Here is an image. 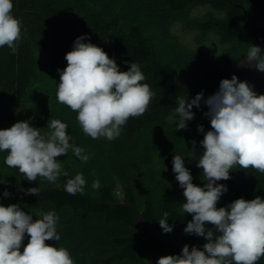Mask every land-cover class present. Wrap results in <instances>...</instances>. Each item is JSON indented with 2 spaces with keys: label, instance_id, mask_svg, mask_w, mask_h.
<instances>
[{
  "label": "trees",
  "instance_id": "obj_1",
  "mask_svg": "<svg viewBox=\"0 0 264 264\" xmlns=\"http://www.w3.org/2000/svg\"><path fill=\"white\" fill-rule=\"evenodd\" d=\"M200 5L209 9L194 15L192 10ZM12 12L22 21V39L15 54L6 45L0 48V129L21 121L20 113L26 120L31 117L30 123L42 133L49 131L50 119H60L68 125L69 143L82 147L90 159L82 163L70 148L67 155L57 157L62 172L50 183L39 176L36 181L27 180L4 163L7 153L0 152V203L19 204L32 214L55 211L60 240L46 243L66 247L75 264H156L161 256L180 253L146 229H138L131 208L93 201L127 200L160 231L158 220L168 211V223L174 228L167 235L181 234L184 245L202 248L204 237L183 231L192 215L183 211L186 198L172 171V160L193 147L197 154L203 151L199 141L204 133L197 126L211 129L204 115L208 109L198 112L185 129H175L177 97H187L190 89L183 82L164 87L180 78L192 85V97L201 91L205 99L215 93L221 79H231L234 73L229 65L242 59L253 45L251 40L264 50V0H13ZM177 24L197 32L198 44L215 33L225 45L221 62L211 61L210 49L195 51L182 43L172 32ZM85 33L115 58L121 71L129 67L126 61L137 62L150 87L161 89L146 112L129 118L120 136L111 141L86 135L77 113L57 100L58 69L66 67V53ZM252 87L264 94V74ZM185 167L193 183H206L195 157H186ZM77 173L85 177V190L70 195L63 186ZM96 179L101 183L99 189L91 187ZM217 183L228 187L217 207L241 197L264 198V173L255 169L236 165L230 179ZM30 187H38L39 195L27 194L24 189ZM5 190L8 197L3 196ZM27 242L26 235L21 251ZM257 264H264V257Z\"/></svg>",
  "mask_w": 264,
  "mask_h": 264
},
{
  "label": "clouds",
  "instance_id": "obj_2",
  "mask_svg": "<svg viewBox=\"0 0 264 264\" xmlns=\"http://www.w3.org/2000/svg\"><path fill=\"white\" fill-rule=\"evenodd\" d=\"M12 9L13 0H0V48L6 45L15 54L22 39V21ZM241 58V66L254 65L264 72L260 46L251 45ZM65 59L66 67L58 69L57 100L77 113L82 131L92 139L111 141L119 137L129 118L142 116L156 94L139 63L126 61L129 67L121 71L115 58L92 43L87 33L74 40ZM202 101L211 124L208 131L202 124L197 126V131L204 133L199 141L203 151L197 154L193 147L185 155L175 154L172 171L186 198L183 211L192 215L183 231L204 237L206 243L191 249L185 244L179 254L161 256L156 264H257L264 257V198L241 197L217 207L228 191L226 184L217 182L230 179L236 165L264 173V94H257L247 81L233 74L231 79H221L218 90L206 99L203 91L191 99L178 96L175 129L187 127V122L195 118L193 107L199 109ZM31 119L0 129V152L7 153L4 163L18 169L24 178L36 181L39 176L55 183L62 172L57 157L67 155L70 148L82 163L90 159L82 147L69 143L66 123L50 119L46 126L49 131L42 133ZM186 157H195L196 166L202 169L201 178L206 181L202 186L193 183L191 171L185 167ZM85 185V177L77 173L63 187L68 194L76 195L85 190ZM91 187L99 189V179ZM24 191L40 193L38 187ZM9 195L5 190L3 196ZM170 215L165 211L158 220L165 234L174 228L168 223ZM58 220L55 211L32 214L19 204L0 203V264H75L66 247L46 243L60 240ZM206 222L214 228L207 227ZM26 235L28 242L21 251Z\"/></svg>",
  "mask_w": 264,
  "mask_h": 264
},
{
  "label": "water",
  "instance_id": "obj_3",
  "mask_svg": "<svg viewBox=\"0 0 264 264\" xmlns=\"http://www.w3.org/2000/svg\"><path fill=\"white\" fill-rule=\"evenodd\" d=\"M236 6H239L240 8H242L244 10V6L241 5V4H236ZM244 25H243V34L246 36V33H245V25H246V21H247V15L244 11ZM248 38V37H247ZM249 40H251L250 38H248ZM251 42L253 43V45H257L255 42H253L251 40ZM262 52H264V50L261 48ZM147 82V81H146ZM176 82H183L185 83L189 89H190V92L188 94V96L186 97L187 99H190L192 97V94H193V87L191 84H189L187 81H185L184 79H180V78H177L175 80H173L171 83H169L167 86H165L164 88H167L171 85H173L174 83ZM152 88V87H151ZM153 90L155 92H160L161 89H154ZM202 110H207V105H202L199 109H197L196 107H193L192 111L193 112H200ZM83 196H85L84 194H82ZM86 197V196H85ZM91 200V199H90ZM93 201V200H91ZM95 203H104V204H110V205H118V206H124V207H128V208H131L134 213H135V224L137 225L138 229H146L147 231H149L150 233H152L156 238L174 246L179 252H181L184 244L182 242V236L181 234H179L177 237H172V236H169L165 233H163L162 231L156 229L155 227H153L152 225H150L142 216V212L134 205L132 204L131 202L127 201V200H123V201H110V200H106V201H93Z\"/></svg>",
  "mask_w": 264,
  "mask_h": 264
},
{
  "label": "rangeland",
  "instance_id": "obj_4",
  "mask_svg": "<svg viewBox=\"0 0 264 264\" xmlns=\"http://www.w3.org/2000/svg\"><path fill=\"white\" fill-rule=\"evenodd\" d=\"M207 9H209L208 5H200L194 8L192 10V13L194 15L196 14L200 15L204 13ZM172 32L177 35V37L182 43H184L187 47L195 51H203L204 49H210L211 50V56H210L211 61L215 63L221 62L222 50L225 47V45L219 42L218 37L215 33H211L209 35L208 40L198 44L196 42L197 32L191 31V30L190 31L183 30L180 24L173 26ZM194 113H195V117L199 116V115H196L198 112H194ZM18 117H20L21 120H26L24 115H22L21 113L19 114Z\"/></svg>",
  "mask_w": 264,
  "mask_h": 264
},
{
  "label": "flooded vegetation",
  "instance_id": "obj_5",
  "mask_svg": "<svg viewBox=\"0 0 264 264\" xmlns=\"http://www.w3.org/2000/svg\"><path fill=\"white\" fill-rule=\"evenodd\" d=\"M229 70L235 75L237 74L241 81H247L251 86L257 84L264 72H261L255 68V66H241V60L239 62H232L229 65Z\"/></svg>",
  "mask_w": 264,
  "mask_h": 264
}]
</instances>
